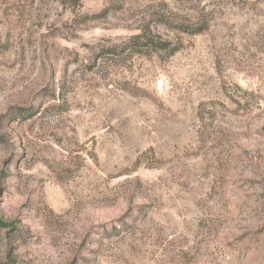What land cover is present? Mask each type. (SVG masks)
Segmentation results:
<instances>
[{
    "label": "rangeland",
    "instance_id": "1",
    "mask_svg": "<svg viewBox=\"0 0 264 264\" xmlns=\"http://www.w3.org/2000/svg\"><path fill=\"white\" fill-rule=\"evenodd\" d=\"M0 264H264V0H0Z\"/></svg>",
    "mask_w": 264,
    "mask_h": 264
},
{
    "label": "trees",
    "instance_id": "2",
    "mask_svg": "<svg viewBox=\"0 0 264 264\" xmlns=\"http://www.w3.org/2000/svg\"><path fill=\"white\" fill-rule=\"evenodd\" d=\"M77 5H80V0H74ZM179 30L182 33H187L189 35H199L202 34L201 29H195L193 27L181 26ZM111 49L107 54L113 55L114 57H119L122 54L129 53L130 55H150L156 52H168L170 56L177 53V48H172V45L164 42L151 32L142 31L137 35L132 36L128 42H126L123 47ZM120 49V50H119ZM119 50V51H118Z\"/></svg>",
    "mask_w": 264,
    "mask_h": 264
}]
</instances>
